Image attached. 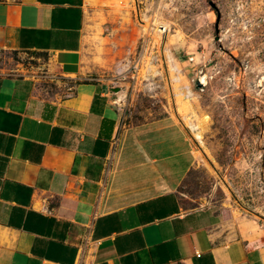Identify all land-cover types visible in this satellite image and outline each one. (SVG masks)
Wrapping results in <instances>:
<instances>
[{
  "label": "crops",
  "instance_id": "0c3cea01",
  "mask_svg": "<svg viewBox=\"0 0 264 264\" xmlns=\"http://www.w3.org/2000/svg\"><path fill=\"white\" fill-rule=\"evenodd\" d=\"M86 3L0 0V54H48L47 75L72 82L52 96L0 71V264H264V218L185 207V123L127 126L114 87L89 77Z\"/></svg>",
  "mask_w": 264,
  "mask_h": 264
},
{
  "label": "rangeland",
  "instance_id": "374dc122",
  "mask_svg": "<svg viewBox=\"0 0 264 264\" xmlns=\"http://www.w3.org/2000/svg\"><path fill=\"white\" fill-rule=\"evenodd\" d=\"M85 9L88 75L120 87L112 95H120L124 123L171 114L188 127L198 161L179 187L185 207L264 218V0H87ZM159 25L168 27L161 37ZM168 51L186 78L180 87L191 96L182 104L201 138L169 91ZM0 63L3 73L39 77L52 96L72 83L47 75L45 53L3 52ZM202 75L208 83L198 86Z\"/></svg>",
  "mask_w": 264,
  "mask_h": 264
},
{
  "label": "bare ground",
  "instance_id": "6f19581e",
  "mask_svg": "<svg viewBox=\"0 0 264 264\" xmlns=\"http://www.w3.org/2000/svg\"><path fill=\"white\" fill-rule=\"evenodd\" d=\"M144 20V19H143ZM148 20V19H147ZM149 23V22H148ZM147 25V24H146ZM149 27V26H148ZM147 30V29H145ZM156 33L158 34L159 37H161L162 33H165L168 31V27L167 25H165V28L164 26H158V28L156 29ZM156 34V35H157ZM163 41H162V45H163ZM167 44V43H166ZM165 44V45H166ZM159 45V44H158ZM168 47V46H167ZM163 49V48H162ZM162 51V50H161ZM164 54V53H163ZM167 56H168V59H169V63H170V69H171V72H173V76H172V79H173V84L171 83L172 87H173V90H169L170 93H173L175 94V97H176V102L178 103L179 105V108L177 110H181L182 112L186 111L185 114H184V119L186 120V122L189 124V126L191 127V129L195 132L196 134V137L197 138H201L202 135H201V132L199 130V125L196 124L193 120V115H188L187 112H189V110H191L189 108L188 105L183 106V102H189L190 100V96H191V92L189 91V87L187 86V88L189 89L187 93H183V91L181 90V87H180V83L181 81L185 78V76L182 74V71H181V68L180 66L177 64V61L175 62L173 57H172V54L168 51L167 52ZM145 72V71H144ZM147 72V70H146ZM156 75V74H155ZM154 75V76H155ZM168 76V75H167ZM186 79V78H185ZM200 81L202 84L206 85L208 83V80H207V75H202L199 77ZM169 81V80H168ZM170 83V82H169ZM173 101V100H172ZM175 102V103H176ZM185 105V104H184ZM178 107V106H177Z\"/></svg>",
  "mask_w": 264,
  "mask_h": 264
},
{
  "label": "water",
  "instance_id": "95a60500",
  "mask_svg": "<svg viewBox=\"0 0 264 264\" xmlns=\"http://www.w3.org/2000/svg\"><path fill=\"white\" fill-rule=\"evenodd\" d=\"M197 84H198V86H202L200 79L197 80ZM113 90L118 92V91H120V87H114Z\"/></svg>",
  "mask_w": 264,
  "mask_h": 264
},
{
  "label": "built area",
  "instance_id": "2783aa9c",
  "mask_svg": "<svg viewBox=\"0 0 264 264\" xmlns=\"http://www.w3.org/2000/svg\"><path fill=\"white\" fill-rule=\"evenodd\" d=\"M199 254V253H198Z\"/></svg>",
  "mask_w": 264,
  "mask_h": 264
}]
</instances>
